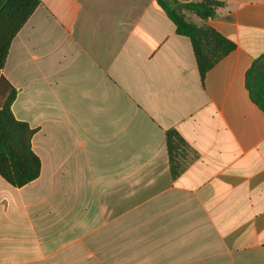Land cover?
Segmentation results:
<instances>
[{
	"label": "crops",
	"instance_id": "0c3cea01",
	"mask_svg": "<svg viewBox=\"0 0 264 264\" xmlns=\"http://www.w3.org/2000/svg\"><path fill=\"white\" fill-rule=\"evenodd\" d=\"M214 1L186 17L237 47L202 81L157 0H41L0 70L41 160L23 187L0 176V264H264V113L245 82L264 0ZM169 129L189 146L175 179Z\"/></svg>",
	"mask_w": 264,
	"mask_h": 264
},
{
	"label": "trees",
	"instance_id": "16d2710c",
	"mask_svg": "<svg viewBox=\"0 0 264 264\" xmlns=\"http://www.w3.org/2000/svg\"><path fill=\"white\" fill-rule=\"evenodd\" d=\"M176 26L179 35L190 39L202 81L219 61L236 49V44L212 28L189 21L185 12H193L207 20L217 15L224 4L214 0L181 3L178 0H157ZM41 4V0H0V70L5 66L13 39ZM246 88L251 101L264 113V54L257 58L246 74ZM8 82L2 78V84ZM0 109V176L14 187H23L41 173V160L33 151L32 138L36 129L15 119L12 104L17 92L11 86ZM169 169L173 179L187 167L189 146L175 129L166 131Z\"/></svg>",
	"mask_w": 264,
	"mask_h": 264
}]
</instances>
